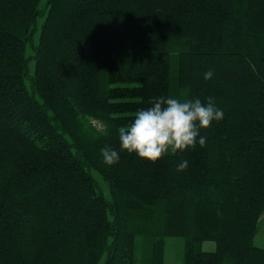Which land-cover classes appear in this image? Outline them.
Segmentation results:
<instances>
[{
  "label": "trees",
  "instance_id": "trees-1",
  "mask_svg": "<svg viewBox=\"0 0 264 264\" xmlns=\"http://www.w3.org/2000/svg\"><path fill=\"white\" fill-rule=\"evenodd\" d=\"M160 96L224 118L156 163L121 151ZM263 220L264 0H0V264H165L170 237L184 264H264Z\"/></svg>",
  "mask_w": 264,
  "mask_h": 264
},
{
  "label": "clouds",
  "instance_id": "clouds-1",
  "mask_svg": "<svg viewBox=\"0 0 264 264\" xmlns=\"http://www.w3.org/2000/svg\"><path fill=\"white\" fill-rule=\"evenodd\" d=\"M213 75L209 70L204 79L211 80ZM223 118L224 112L216 107L215 97H207L205 104L199 98L160 96L152 101L151 107L137 111L128 127L119 129L121 151L156 163L169 151L184 152L195 149L197 144L203 147L207 138L200 135L201 129L207 130L213 121L219 122ZM101 154L106 165L119 163V153L112 147L106 145ZM188 166L185 159L179 163L177 171L183 172Z\"/></svg>",
  "mask_w": 264,
  "mask_h": 264
},
{
  "label": "rangeland",
  "instance_id": "rangeland-1",
  "mask_svg": "<svg viewBox=\"0 0 264 264\" xmlns=\"http://www.w3.org/2000/svg\"><path fill=\"white\" fill-rule=\"evenodd\" d=\"M42 21V20H40ZM34 67V65H33ZM98 128L99 124L95 123ZM95 178L101 185L107 198H110V190L108 184L101 178L98 173L94 174ZM256 246H264V221L260 224L259 233L255 238ZM216 249L214 242H207L203 244V250L210 252ZM184 239L180 237H170L166 239L165 264H184Z\"/></svg>",
  "mask_w": 264,
  "mask_h": 264
},
{
  "label": "crops",
  "instance_id": "crops-1",
  "mask_svg": "<svg viewBox=\"0 0 264 264\" xmlns=\"http://www.w3.org/2000/svg\"><path fill=\"white\" fill-rule=\"evenodd\" d=\"M264 221V220H263ZM260 229V228H259ZM259 233V232H258ZM255 242V241H254ZM258 247H260V248H263L264 249V246H258ZM215 250V249H214Z\"/></svg>",
  "mask_w": 264,
  "mask_h": 264
}]
</instances>
